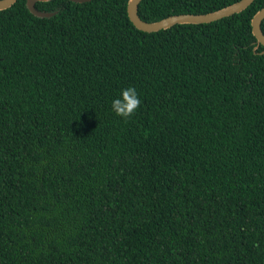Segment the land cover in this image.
Masks as SVG:
<instances>
[{"label": "trees", "instance_id": "trees-1", "mask_svg": "<svg viewBox=\"0 0 264 264\" xmlns=\"http://www.w3.org/2000/svg\"><path fill=\"white\" fill-rule=\"evenodd\" d=\"M127 2L0 9V264H264V0Z\"/></svg>", "mask_w": 264, "mask_h": 264}, {"label": "water", "instance_id": "water-1", "mask_svg": "<svg viewBox=\"0 0 264 264\" xmlns=\"http://www.w3.org/2000/svg\"><path fill=\"white\" fill-rule=\"evenodd\" d=\"M37 0H26L28 10L36 16L49 17L55 14V11L39 10L35 7ZM75 2H84L89 0H72ZM141 0H128L127 13L131 22L140 30L157 31L167 28L176 23H202L210 22L224 16L239 12L246 8L253 0H237L222 8L206 12V13H178L166 16L156 21H145L141 19L137 13L138 4ZM15 0H0V9H4L13 4ZM264 19V7L254 13L251 18L252 33L256 37L258 44L264 46V33L261 29V21ZM264 53V50L262 51Z\"/></svg>", "mask_w": 264, "mask_h": 264}, {"label": "clouds", "instance_id": "clouds-1", "mask_svg": "<svg viewBox=\"0 0 264 264\" xmlns=\"http://www.w3.org/2000/svg\"><path fill=\"white\" fill-rule=\"evenodd\" d=\"M140 103L135 87L129 86L121 90L119 97L113 99L112 110L117 116L127 120L139 108Z\"/></svg>", "mask_w": 264, "mask_h": 264}]
</instances>
